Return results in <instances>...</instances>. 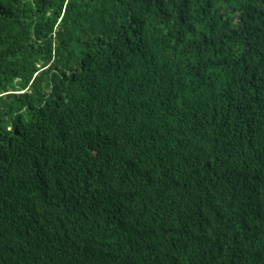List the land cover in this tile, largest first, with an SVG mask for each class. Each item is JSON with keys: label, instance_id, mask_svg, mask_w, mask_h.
I'll use <instances>...</instances> for the list:
<instances>
[{"label": "trees", "instance_id": "16d2710c", "mask_svg": "<svg viewBox=\"0 0 264 264\" xmlns=\"http://www.w3.org/2000/svg\"><path fill=\"white\" fill-rule=\"evenodd\" d=\"M0 264H264V0H0Z\"/></svg>", "mask_w": 264, "mask_h": 264}]
</instances>
